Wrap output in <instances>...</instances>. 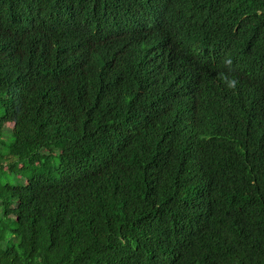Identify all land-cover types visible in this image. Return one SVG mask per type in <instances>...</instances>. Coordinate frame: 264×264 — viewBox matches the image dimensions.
<instances>
[{"label": "trees", "instance_id": "trees-1", "mask_svg": "<svg viewBox=\"0 0 264 264\" xmlns=\"http://www.w3.org/2000/svg\"><path fill=\"white\" fill-rule=\"evenodd\" d=\"M174 1L238 70L154 55L161 0H0V264H264V0Z\"/></svg>", "mask_w": 264, "mask_h": 264}, {"label": "clouds", "instance_id": "clouds-1", "mask_svg": "<svg viewBox=\"0 0 264 264\" xmlns=\"http://www.w3.org/2000/svg\"><path fill=\"white\" fill-rule=\"evenodd\" d=\"M162 5L150 6L139 14V29L143 39L155 50L160 58L173 59L178 63L188 64L191 77L200 81L208 77L217 59L221 55L234 58V70H238L243 61L241 50L234 48L228 37L215 31L206 32V24L188 17L186 4L177 5L161 0ZM246 69V68H245ZM257 70L239 75L256 74ZM237 81H229L235 87Z\"/></svg>", "mask_w": 264, "mask_h": 264}]
</instances>
